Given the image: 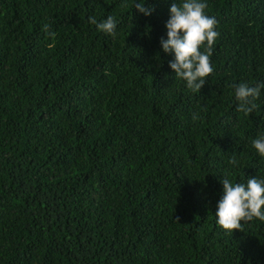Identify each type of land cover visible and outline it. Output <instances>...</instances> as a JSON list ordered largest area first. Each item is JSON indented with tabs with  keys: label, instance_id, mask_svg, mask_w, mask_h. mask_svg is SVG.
Returning <instances> with one entry per match:
<instances>
[{
	"label": "trees",
	"instance_id": "trees-1",
	"mask_svg": "<svg viewBox=\"0 0 264 264\" xmlns=\"http://www.w3.org/2000/svg\"><path fill=\"white\" fill-rule=\"evenodd\" d=\"M133 3L0 0V264H264V223L214 216L221 176L264 177V94L245 116L230 87L264 80V0H207L199 94L160 47L172 0Z\"/></svg>",
	"mask_w": 264,
	"mask_h": 264
},
{
	"label": "clouds",
	"instance_id": "clouds-1",
	"mask_svg": "<svg viewBox=\"0 0 264 264\" xmlns=\"http://www.w3.org/2000/svg\"><path fill=\"white\" fill-rule=\"evenodd\" d=\"M132 8L144 16L151 15L155 10L147 0H134ZM206 8L207 0H172L165 23L166 35L159 41L162 52L172 55L168 67L174 78L181 80L193 94L200 93L213 72L210 60L212 49L214 44L217 46L220 34H224V16L209 15ZM87 19L98 31L110 36L116 34L117 20L114 16L107 15L99 21L93 16ZM230 87L237 111L245 116L257 111L260 107L257 101L264 94V80L254 84L241 81ZM196 119L198 115L193 114V120ZM250 143L255 153L264 158V132H258ZM229 162L235 166V156ZM221 177L222 189L214 214L216 225L232 232L242 228L241 221L258 220L264 223V177L256 175L238 182L227 175Z\"/></svg>",
	"mask_w": 264,
	"mask_h": 264
}]
</instances>
